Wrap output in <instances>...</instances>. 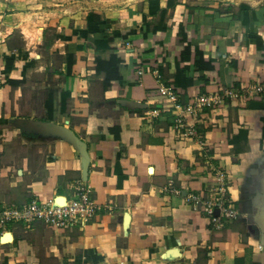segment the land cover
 <instances>
[{
  "label": "crops",
  "instance_id": "crops-1",
  "mask_svg": "<svg viewBox=\"0 0 264 264\" xmlns=\"http://www.w3.org/2000/svg\"><path fill=\"white\" fill-rule=\"evenodd\" d=\"M112 48L121 78L105 90L96 60ZM216 170L239 213L221 229L191 198L215 196ZM83 186L90 220L9 223L0 264H264V0H0V210Z\"/></svg>",
  "mask_w": 264,
  "mask_h": 264
},
{
  "label": "built area",
  "instance_id": "built-area-1",
  "mask_svg": "<svg viewBox=\"0 0 264 264\" xmlns=\"http://www.w3.org/2000/svg\"><path fill=\"white\" fill-rule=\"evenodd\" d=\"M263 91V85L247 86L243 89H227L215 95L195 94L186 107L188 113L203 115L206 109H215L226 99H237L241 94H259ZM160 93L166 98L169 105L180 109L178 94L168 86H161ZM178 127L184 129L187 136L196 137V128L185 124L182 118L177 119ZM215 196L211 199L199 195H191L193 205L206 215L211 226L221 229L225 223L238 218V211L228 198V187L225 176L219 170L215 171ZM173 186V183H171ZM174 191H177L176 189ZM100 205L91 197L90 191L85 186L78 188V193L71 199H66V204H46L38 200H32L21 207H4L0 210V228H6L9 223H19L29 228L37 222H42L52 229H69L79 227L90 220L99 210ZM218 208L219 215L214 214Z\"/></svg>",
  "mask_w": 264,
  "mask_h": 264
},
{
  "label": "trees",
  "instance_id": "trees-1",
  "mask_svg": "<svg viewBox=\"0 0 264 264\" xmlns=\"http://www.w3.org/2000/svg\"><path fill=\"white\" fill-rule=\"evenodd\" d=\"M183 38V36H182ZM112 55L109 61L102 60L97 58L96 63V72L97 74H104L103 88L107 90L113 81L121 78L118 64L120 63V58L114 53V48H112ZM12 85L16 86L20 82L10 81ZM116 136L119 137V133H116Z\"/></svg>",
  "mask_w": 264,
  "mask_h": 264
},
{
  "label": "water",
  "instance_id": "water-1",
  "mask_svg": "<svg viewBox=\"0 0 264 264\" xmlns=\"http://www.w3.org/2000/svg\"><path fill=\"white\" fill-rule=\"evenodd\" d=\"M63 199L66 200L65 197H60V198H59V200H63ZM57 203H58V201H57ZM57 203H56V204H57ZM5 238L8 239V240H9V239H12V235H11L10 233H8V234L5 236Z\"/></svg>",
  "mask_w": 264,
  "mask_h": 264
},
{
  "label": "bare ground",
  "instance_id": "bare-ground-1",
  "mask_svg": "<svg viewBox=\"0 0 264 264\" xmlns=\"http://www.w3.org/2000/svg\"><path fill=\"white\" fill-rule=\"evenodd\" d=\"M64 202L62 203V200H60V201H58V203L57 204H59V205H64V204H66V200H63ZM9 240H11V239H9ZM8 239H6L5 238V242H7V241H9Z\"/></svg>",
  "mask_w": 264,
  "mask_h": 264
},
{
  "label": "rangeland",
  "instance_id": "rangeland-1",
  "mask_svg": "<svg viewBox=\"0 0 264 264\" xmlns=\"http://www.w3.org/2000/svg\"><path fill=\"white\" fill-rule=\"evenodd\" d=\"M64 201H62V203H63Z\"/></svg>",
  "mask_w": 264,
  "mask_h": 264
}]
</instances>
